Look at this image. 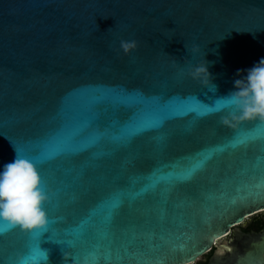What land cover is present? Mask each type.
Wrapping results in <instances>:
<instances>
[{
  "label": "water",
  "instance_id": "95a60500",
  "mask_svg": "<svg viewBox=\"0 0 264 264\" xmlns=\"http://www.w3.org/2000/svg\"><path fill=\"white\" fill-rule=\"evenodd\" d=\"M121 41L136 47L125 54ZM261 58L264 0H0V172L15 148L36 164L52 238L83 224L78 264H190L264 210V197L241 198L260 191L264 142L218 153L179 180L207 160L202 150L264 127L224 126L230 109L183 115L235 91L238 70ZM205 61L216 91L189 75ZM46 145L63 154L41 163ZM28 233L0 222L5 264H20L39 240ZM50 233L42 264L75 258Z\"/></svg>",
  "mask_w": 264,
  "mask_h": 264
},
{
  "label": "clouds",
  "instance_id": "9594fccd",
  "mask_svg": "<svg viewBox=\"0 0 264 264\" xmlns=\"http://www.w3.org/2000/svg\"><path fill=\"white\" fill-rule=\"evenodd\" d=\"M135 47V41H121V49L125 54ZM206 63L191 66L189 75L205 85L211 84L216 91ZM245 71L246 75L243 74ZM237 75L241 78L234 81L236 90L222 98L226 101V109L230 111L221 116V123L231 128H236L244 121L264 123V58L249 69L238 70ZM15 152L14 161L6 163L0 172V222L25 232L41 231L48 223L45 203L49 197L41 186L36 164L22 157L16 148ZM43 257L47 262V251H43ZM70 258L75 264V258L69 253L64 254L65 264Z\"/></svg>",
  "mask_w": 264,
  "mask_h": 264
},
{
  "label": "snow or ice",
  "instance_id": "6c2138e0",
  "mask_svg": "<svg viewBox=\"0 0 264 264\" xmlns=\"http://www.w3.org/2000/svg\"><path fill=\"white\" fill-rule=\"evenodd\" d=\"M184 101L181 99L179 101H177V103H183ZM164 104H168V102H165ZM200 106L202 107L203 111L200 113H185L183 116L186 115H195L197 118H203L206 115H211V114H215L220 112V109H226L227 105H226V101L221 99H216L211 105L209 103L206 104H200ZM164 120H161L159 123V126H161L163 124ZM244 127H248V128H252L255 129L257 127L261 128L264 127V124H260L259 121H257L255 124H250ZM148 129H145L144 131H146ZM143 132V131H142ZM261 141L264 142V136L257 134V131H248V132H244V131H238L232 139L226 141L224 144L222 145H216L210 148H207L205 150H202V152L198 153L196 155V157H199L202 153H209L210 155H208L207 160L200 165V167H192V170L186 175L184 176L182 179H180L179 181L181 182H186L191 180L194 175L202 170L206 164L211 161L213 158H215V156L218 153H223L226 152L228 150H235L237 148L240 147H250L252 144H254L256 141ZM37 155L35 158L40 159L41 163H45L48 161H51L57 157H59L60 155L63 154V151H52L49 149L48 145L38 148L37 150ZM194 157V159L196 158ZM42 158V159H41ZM260 160L262 162H264V154L261 155ZM40 176L42 178L43 173H40ZM260 191H257L255 193L251 192L250 190L246 192L245 195H243L241 198L242 199H247L248 196H256V197H264V181H262V183L260 185L257 186ZM231 204H235L236 201L235 199L232 200L230 202ZM120 206V204H117L115 209L118 208ZM114 209V210H115ZM113 210V211H114ZM108 220H111V214L108 217ZM57 223V221L55 220H50L48 219V227H46L45 229L41 230V231H35V232H29L28 235L31 237H37L39 238V240L34 241L32 246L30 247V249L28 250V254L24 257V259L20 262V264H42V262H45L44 257H43V250H41L40 248V239L41 236L44 233H50V227ZM10 229H12V227H10ZM82 230H83V224L80 226V230L78 231H74V232H66V239L64 240H55L52 238L51 233H50V237L49 239H51L52 241H54L55 243L58 244H66L68 246L69 249L73 250L76 252V256L75 259L77 261V264L79 262V252L77 251L78 249V242H79V238L82 235ZM39 234L38 236H35L34 234ZM185 243H181L180 245L174 246L173 250L176 251L177 249H179L180 251H184L185 250ZM93 260L97 262H99V257H93ZM105 262H108L111 260V250L108 251V253L105 255L104 257ZM0 264H5V262L0 259ZM14 264V262H13ZM137 264H153L152 261H144V260H140L137 262ZM155 264H164L163 261L157 260L155 261Z\"/></svg>",
  "mask_w": 264,
  "mask_h": 264
},
{
  "label": "flooded vegetation",
  "instance_id": "af4514ba",
  "mask_svg": "<svg viewBox=\"0 0 264 264\" xmlns=\"http://www.w3.org/2000/svg\"><path fill=\"white\" fill-rule=\"evenodd\" d=\"M264 210L255 212L232 226L201 256L190 264H237L251 256L253 264H264ZM261 250L260 258L256 255ZM255 258V259H254Z\"/></svg>",
  "mask_w": 264,
  "mask_h": 264
}]
</instances>
